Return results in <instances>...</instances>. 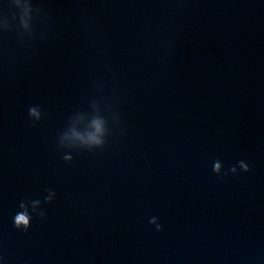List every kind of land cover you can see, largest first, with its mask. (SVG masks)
I'll return each instance as SVG.
<instances>
[{
  "label": "water",
  "instance_id": "95a60500",
  "mask_svg": "<svg viewBox=\"0 0 264 264\" xmlns=\"http://www.w3.org/2000/svg\"><path fill=\"white\" fill-rule=\"evenodd\" d=\"M32 3L0 33V264H264V0Z\"/></svg>",
  "mask_w": 264,
  "mask_h": 264
},
{
  "label": "clouds",
  "instance_id": "9594fccd",
  "mask_svg": "<svg viewBox=\"0 0 264 264\" xmlns=\"http://www.w3.org/2000/svg\"><path fill=\"white\" fill-rule=\"evenodd\" d=\"M42 9L40 7H34L32 0H4V4L0 6V33H9L16 31L19 35L21 42L30 40L35 36L34 24L41 21ZM28 116L33 122V126L36 125L42 119V112L38 105L29 107ZM117 123L119 118L117 117ZM97 130L99 131V123L97 122ZM105 142L101 141L95 136L89 137L88 141L81 148L87 151H93L94 149H103ZM63 148L62 144H59ZM62 159L66 163H70L73 160V156L70 153L63 155ZM238 170L244 173L250 171V165L240 160L236 165L232 166L228 171H224L222 163L219 160L214 161L212 171L218 176L223 177L230 172L231 174H238ZM47 195L41 199L24 198L18 203L17 210L13 216L14 227L22 232H28L31 228L34 218L39 217L41 220L47 216L46 211L42 208V204L53 203L56 193L52 189H46ZM149 224L155 227V231L160 232L163 230V225L159 222V218L152 216L149 219Z\"/></svg>",
  "mask_w": 264,
  "mask_h": 264
}]
</instances>
